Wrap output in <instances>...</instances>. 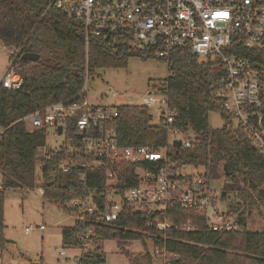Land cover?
Here are the masks:
<instances>
[{
  "label": "built area",
  "instance_id": "1",
  "mask_svg": "<svg viewBox=\"0 0 264 264\" xmlns=\"http://www.w3.org/2000/svg\"><path fill=\"white\" fill-rule=\"evenodd\" d=\"M50 7L74 18L84 30L85 40H111L127 43L133 51L172 64V51L185 50L220 68L213 91L228 116L227 126L240 128L264 156V0H49ZM168 75V73H167ZM89 77L71 101L58 102L38 109L23 120L29 128H53L60 139L46 143L40 158L49 161L63 152L57 171L77 168V185L70 186L69 200L55 203L72 220L68 226L78 229L67 249H77V263L94 247L91 237L96 226L116 220L123 207L139 213L156 214L155 228L166 231L192 230L190 222L174 224L168 209L177 205L183 210L202 213L210 230L237 231L234 213L219 212L221 197L202 173L194 167L172 159L173 141L188 148L190 140L172 125L176 112L169 105L165 79L148 85L140 104L148 109L150 123L164 130V146L121 145L115 133L116 107L110 101L117 92L108 89L89 101ZM21 78L9 65L0 74V88L19 90ZM152 110V112H151ZM68 124H70L68 126ZM58 127L61 128L58 134ZM3 129H0V135ZM132 166V172L124 166ZM202 168V167H201ZM103 169L104 184L96 192L88 183V172ZM193 169V171H191ZM52 170L49 175H53ZM123 180L129 179L124 186ZM37 192L44 195L47 181L42 167L35 172ZM126 182V181H125ZM1 189V185H0ZM223 200V199H222ZM246 225V224H245ZM44 231L43 224L24 227ZM140 244L142 242L137 241ZM152 264H173L179 258L164 244L146 241ZM92 245V247H90ZM143 245V244H142ZM64 247L58 251L64 255Z\"/></svg>",
  "mask_w": 264,
  "mask_h": 264
},
{
  "label": "trees",
  "instance_id": "2",
  "mask_svg": "<svg viewBox=\"0 0 264 264\" xmlns=\"http://www.w3.org/2000/svg\"><path fill=\"white\" fill-rule=\"evenodd\" d=\"M0 43L9 52L8 65L22 80L19 90L0 88V252L9 240L4 236L3 204L8 189L35 190L36 168L42 167L47 181L43 199L53 204L69 200L70 186H76L78 169L57 171L63 152L49 161L39 154L46 142L45 128H29L23 117L47 105L74 99L87 75L97 70L125 68L130 58L150 57L133 51L127 43L89 38L79 22L50 7L49 0H0ZM24 53L39 55L36 61L23 60ZM172 64L165 82L169 105L176 116L172 125L190 140L188 148H175L172 159L185 165L202 167L207 181L223 177L221 193H229L238 202L228 203L234 213L237 231L215 232L206 216L177 205L168 209L174 223L190 222L192 230L171 229L160 235L155 228L156 214L139 213L123 207L119 217L109 224L97 225L91 237L94 247L80 259L81 264H102L105 257L99 241L112 240L125 255L128 264H152L145 251L130 254L124 247L135 241L152 239L155 244L179 255L173 264H264V232L247 231L245 224L252 213L262 214L264 206V156L240 128L227 126L228 116L213 91L220 68L185 51H172ZM115 117L116 138L121 145L164 146V130L150 123L148 109L141 105H118ZM209 113L224 120L220 128L208 124ZM70 124H68L69 126ZM132 172V166H124ZM54 170L53 175H49ZM104 170L88 172V183L98 192L104 184ZM123 185L129 179L120 176ZM126 181V182H125ZM221 195V194H220ZM78 224L60 228L61 245L73 244ZM28 264H46L43 260Z\"/></svg>",
  "mask_w": 264,
  "mask_h": 264
},
{
  "label": "rangeland",
  "instance_id": "3",
  "mask_svg": "<svg viewBox=\"0 0 264 264\" xmlns=\"http://www.w3.org/2000/svg\"><path fill=\"white\" fill-rule=\"evenodd\" d=\"M9 52L0 43V74L8 66ZM204 61L203 57L198 58ZM95 77L88 79L89 101L94 100V95L113 89L117 96L111 99L114 105H140L145 98V92L153 81L163 80L167 77V67L164 62L155 59L141 60L130 58L127 66L120 69L105 68L97 70ZM152 112V110H151ZM155 119L151 124H155ZM208 124L212 128H220L224 120L218 113H209ZM60 139L53 134V128L47 130L46 144L52 146ZM195 173H202L203 168L194 169ZM193 171V169L191 170ZM223 177L211 181V186L221 194ZM238 202L232 194L220 199L217 210L223 212L228 203ZM262 214L252 213L247 219L245 229L247 231L264 232V206L260 207ZM4 236L9 240L5 250L0 252V264H28L43 260L46 264H78L77 249L64 248V255H59L62 249L60 228L72 223L55 204L42 198L37 190L22 188L8 189L4 193L3 204ZM43 224L44 231L31 230L24 233V227L28 224ZM105 260L102 264H128L125 255L112 240H102L97 243ZM92 247V245H90ZM124 249L132 255H136L147 249L150 244L143 246L137 241L127 244Z\"/></svg>",
  "mask_w": 264,
  "mask_h": 264
},
{
  "label": "water",
  "instance_id": "4",
  "mask_svg": "<svg viewBox=\"0 0 264 264\" xmlns=\"http://www.w3.org/2000/svg\"><path fill=\"white\" fill-rule=\"evenodd\" d=\"M39 58V55L34 54V53H24L21 55V59L23 60H31V61H36ZM61 128L58 127V134H60ZM173 146L177 149L181 146V141L180 140H175L173 141ZM224 196V193H221V197Z\"/></svg>",
  "mask_w": 264,
  "mask_h": 264
}]
</instances>
